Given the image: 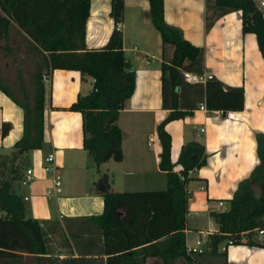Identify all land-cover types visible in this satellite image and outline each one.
Returning a JSON list of instances; mask_svg holds the SVG:
<instances>
[{"label":"crops","instance_id":"obj_1","mask_svg":"<svg viewBox=\"0 0 264 264\" xmlns=\"http://www.w3.org/2000/svg\"><path fill=\"white\" fill-rule=\"evenodd\" d=\"M163 6L165 21L180 27L184 37L201 50L194 60L185 58L176 67L179 76L173 80L162 64H171L174 45L162 40L151 20L148 0H124L120 29L135 86L116 120L122 132L121 160L109 157L98 169L83 144L82 114L68 109L79 94L91 90L92 77L77 69L36 65L35 70L48 74L47 79L42 78L43 143L21 154L22 160H28L23 173L31 167L33 177L25 184L14 181L12 191L23 197L24 216L40 221L47 252L13 249L14 255H3L0 264H60L63 258L81 255L86 264H162L160 256L146 253L147 243L131 247L125 255L124 251L106 252L104 235L90 217L103 211L101 189L134 191L167 186L166 173L159 166L162 146L157 126L173 110L175 92L177 108L185 114L165 124L171 135V160H177L182 145L193 141L203 145L206 157L202 165L189 171L185 232L191 237L187 242L192 243L197 233L218 231L212 212L227 209L239 183L251 178L264 160V58L255 33L243 31L241 10L218 5L215 0H163ZM110 9L111 0H91L85 25L88 48L107 42L115 27ZM13 32L17 35L12 37ZM30 47L34 43L14 23L8 34L0 37V70H21L13 61L18 55L25 57L24 50ZM184 70L208 72L211 77L187 81ZM207 80H217L224 90L242 88L243 107L210 109ZM201 103L206 110L200 108ZM3 122L10 123L5 135L1 132ZM22 134L23 108L0 87V155L13 152ZM48 152L54 153L61 174V184L51 198L46 195L50 180L43 169ZM180 167L174 165L175 170ZM251 181L258 196L262 185L260 189L257 179ZM117 211L119 219L127 216L126 207L118 206ZM206 250L188 258L176 257L170 264H264V239L260 237L256 243L229 245L225 255L220 247L215 254Z\"/></svg>","mask_w":264,"mask_h":264},{"label":"trees","instance_id":"obj_2","mask_svg":"<svg viewBox=\"0 0 264 264\" xmlns=\"http://www.w3.org/2000/svg\"><path fill=\"white\" fill-rule=\"evenodd\" d=\"M218 5L241 10L244 32H254L264 58V18L258 12L254 0H215ZM150 17L159 30L162 40L174 45L171 64H162L173 80H177L185 58L194 60L200 47L184 37L180 27L169 24L163 16V0H148ZM91 0H0V37L8 34L15 23L36 45L46 58V68L77 69L81 74L95 79L91 90L79 94L68 109L82 114L83 144L92 154L97 168L112 157L121 160L122 132L116 123L119 111L133 93L134 69L123 50L121 29L113 28L107 42L98 48L85 44V25L90 13ZM124 0H111L110 15L115 23L123 17ZM42 72L36 73L34 93L21 100L1 82L0 87L23 108V134L14 143L15 150L0 155V257L14 255L13 249L46 253V238L39 220L25 217L23 197L12 191L14 181L20 180L23 167L21 154L41 147L43 143L44 84ZM173 110L158 124L157 135L161 142L159 166L165 171L167 186L162 189L110 191L101 189L103 211L92 215L105 238L106 252L124 251L144 245L146 253L158 255L162 264H170L176 257H190L196 252L186 249V215L189 171L205 160L203 145L189 142L182 145L178 158L171 160V135L166 130L167 121L182 117L185 111L177 108V93L173 94ZM206 104L210 109H240L243 107L242 88L224 90L217 80L206 82ZM10 129L9 122L2 123V135ZM261 139L264 140V137ZM261 140V141H263ZM263 146H261L262 148ZM179 163L181 167L174 169ZM251 178L261 182L263 191L256 196ZM243 179L229 207L212 212L219 229L209 234L206 252L219 253L220 244L240 232L252 230L262 224L264 218V160ZM124 206L127 216L117 217V207ZM111 238V244L109 243ZM248 243H256L249 239ZM225 255V251L221 252ZM60 264H86L81 256H68Z\"/></svg>","mask_w":264,"mask_h":264},{"label":"built area","instance_id":"obj_3","mask_svg":"<svg viewBox=\"0 0 264 264\" xmlns=\"http://www.w3.org/2000/svg\"><path fill=\"white\" fill-rule=\"evenodd\" d=\"M256 9L264 18V0H254ZM115 27L117 29L121 28L120 21L115 23ZM48 74H43L42 78L45 80L47 79ZM208 77H211V74L208 72H193L191 70H184L183 71V78L187 81L196 82L205 80ZM94 82L95 79L92 78ZM200 108L207 109L204 103L200 104ZM43 169L45 170L48 178L50 180L49 185L46 189V195L48 198H51L54 194L56 189L61 184V174L57 169V165L55 163V155L53 152H48L43 158ZM33 177V169L31 167L26 168L25 172L23 173L21 179L19 180L20 183H27ZM204 184H201L200 187H204ZM187 192L190 193V189L187 187ZM27 198V197H25ZM220 205H223V201H219ZM212 233V232H211ZM209 232H202L200 235L194 237V241L189 243L186 241V249L188 252H203L208 248L209 244ZM191 236L186 234V240ZM264 239V218L262 220V224L255 227L252 230H246L245 232H240L238 237H229L225 241L220 244L221 250H226L229 245L236 244L239 242H248L249 239H257V238Z\"/></svg>","mask_w":264,"mask_h":264},{"label":"rangeland","instance_id":"obj_4","mask_svg":"<svg viewBox=\"0 0 264 264\" xmlns=\"http://www.w3.org/2000/svg\"><path fill=\"white\" fill-rule=\"evenodd\" d=\"M16 35L17 34L13 32L11 36L13 37ZM24 51L26 55L25 57L22 58L20 55H18V57L15 58L14 61L11 60L13 61V65L15 63V66L22 68L21 70H0V80L2 81V83L10 92H12L16 97L21 100H25L24 96H29V99L31 98V94L34 93L33 90L35 88L36 73L38 72V70H35L36 65H39V67L42 68L44 67L43 65L46 62L45 55L36 48L35 44L33 48L30 47L29 51ZM41 72H43V70H41ZM27 161L28 160L26 158L25 160L21 159V166H25ZM258 185L261 189V182L259 180ZM196 235H198V233Z\"/></svg>","mask_w":264,"mask_h":264}]
</instances>
